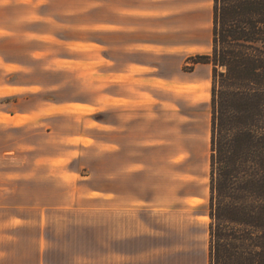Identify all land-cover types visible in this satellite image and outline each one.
Returning <instances> with one entry per match:
<instances>
[{
	"label": "rangeland",
	"instance_id": "374dc122",
	"mask_svg": "<svg viewBox=\"0 0 264 264\" xmlns=\"http://www.w3.org/2000/svg\"><path fill=\"white\" fill-rule=\"evenodd\" d=\"M187 65L192 59L182 69L194 71ZM177 69L164 68L174 82L164 98L141 100L147 114L131 133L129 125L98 128L124 121L114 110L131 100L112 97L125 92L111 80L114 68L104 75L83 66L80 51L14 77L25 83L27 116L20 127L0 124V264H208L212 67L193 81H180ZM129 138H146L139 156L148 176L115 186L114 173L129 165ZM117 187L122 195L91 191ZM140 197L151 203L136 205Z\"/></svg>",
	"mask_w": 264,
	"mask_h": 264
},
{
	"label": "crops",
	"instance_id": "0c3cea01",
	"mask_svg": "<svg viewBox=\"0 0 264 264\" xmlns=\"http://www.w3.org/2000/svg\"><path fill=\"white\" fill-rule=\"evenodd\" d=\"M214 6L215 0H0V124L20 127L26 123L27 112L20 101L25 83L15 80L16 75L25 74L26 67H56L80 51L83 66H97L104 75L106 68L109 72L114 68L111 80L125 92L112 97L131 100L126 107L114 108L115 116L124 115V121L97 122L98 128L113 126L121 131L129 125L133 132L147 114L141 100L164 98L163 89L175 80L163 75L164 68H178L180 81L201 76L198 69L208 64H197L192 72L182 68L197 55L210 53ZM94 113H85V118L91 119ZM86 139L95 138L84 134ZM145 139L129 138V165L114 173L115 186L125 177L148 176L145 156H139L147 145ZM114 151L123 152L119 140ZM91 191L102 197L124 193L118 187L114 192ZM137 200L136 205L151 203L147 198Z\"/></svg>",
	"mask_w": 264,
	"mask_h": 264
},
{
	"label": "trees",
	"instance_id": "16d2710c",
	"mask_svg": "<svg viewBox=\"0 0 264 264\" xmlns=\"http://www.w3.org/2000/svg\"><path fill=\"white\" fill-rule=\"evenodd\" d=\"M264 0H215L208 264H264Z\"/></svg>",
	"mask_w": 264,
	"mask_h": 264
}]
</instances>
